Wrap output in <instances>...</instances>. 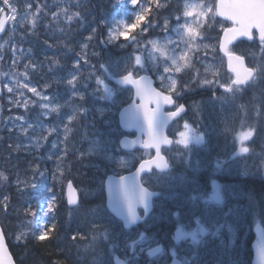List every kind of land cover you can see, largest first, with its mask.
I'll use <instances>...</instances> for the list:
<instances>
[{
	"label": "trees",
	"instance_id": "obj_1",
	"mask_svg": "<svg viewBox=\"0 0 264 264\" xmlns=\"http://www.w3.org/2000/svg\"><path fill=\"white\" fill-rule=\"evenodd\" d=\"M13 2L19 16L15 18L16 33L10 36L6 46L4 66L9 75L20 72L24 78V81L19 83L17 93L28 95L30 93L28 88L32 85L49 93L54 99L51 105L63 103L68 106L72 87L68 81L76 75L77 78H81L90 70V65L97 66L100 70L99 63L103 59L105 49L100 48L101 40H105L108 46L112 47L111 50L117 49L116 40H109L108 30L112 24L103 26L98 23L100 8L105 6L119 16L123 13L126 0H13ZM90 34L99 36L97 37L99 51L95 52L93 44L85 42ZM76 35H84V42L78 52H74ZM60 40H65V51L58 56L55 51L59 48L56 45ZM18 48H22L21 59L14 56V51ZM260 50L262 53L259 54V59L251 58L253 66L258 67V64L264 63V45ZM259 76L264 77V69L259 68ZM262 84L264 85V79L257 85L251 84L245 88L243 98L245 105L255 103L258 93V97L263 95L264 89L260 90L259 87ZM22 105L19 108L16 105L8 107L4 102L7 113L3 114L0 132V173H3L7 180L0 177V221L18 264H73L66 256L67 251L52 247L51 241L58 235L52 239L40 240L38 232L33 228L38 207L48 195L45 190L47 183L53 178L52 173L46 169L45 161L56 148L57 143L53 138L59 136L60 124L56 123L55 116L45 117L39 113L40 103L27 108L23 103ZM21 114L24 115L23 118ZM245 127L251 128L257 138L249 143L254 150V153L250 154L252 168L237 176H230L222 169L210 168L200 170L197 175L201 183H208V179L217 178L228 185L235 184L234 187L226 189V208H230V212L222 221L225 226L231 224L236 227L239 233V252L228 253L229 256L225 260V255L211 254L212 260H206L208 264H219V259L225 264L264 262V247L257 236V226L263 225L264 228V216L261 212V208L264 207V186L261 185L264 184L262 147L264 138L260 139L263 131L256 124L246 121L243 128ZM240 145L239 141V148ZM237 147L238 143L232 150L235 151ZM255 149L258 150V154H263L259 161ZM244 157L245 155H239V158ZM21 163L31 170L29 176L27 170L20 168ZM77 176L84 177L82 173ZM56 177L61 178L57 174ZM65 178L67 180V177ZM72 178L77 181L76 177ZM61 181L65 182L63 178ZM248 181H251V185L247 184ZM208 188L209 186L204 185L203 190L207 191ZM252 212L254 216L251 224L245 230L243 225ZM237 213L241 218L239 227L233 220L237 218ZM160 226L163 237L170 238L174 222L171 223L165 216L158 223L153 235H157ZM62 236L65 239H60ZM60 238L58 242L77 243L79 240L78 237L72 238L70 233H61ZM141 258L144 264L146 255L142 254ZM87 259L88 261L83 260L86 264H107L104 257L97 254L89 255Z\"/></svg>",
	"mask_w": 264,
	"mask_h": 264
},
{
	"label": "rangeland",
	"instance_id": "obj_2",
	"mask_svg": "<svg viewBox=\"0 0 264 264\" xmlns=\"http://www.w3.org/2000/svg\"><path fill=\"white\" fill-rule=\"evenodd\" d=\"M151 0H141V3H139L138 6H134L135 10H133L134 14L136 11L139 10V6L146 7V4L150 2ZM181 5L183 3H189V4H202L204 7L197 9V11H204L206 12V15L201 17H192L191 22L194 20L197 22L194 24V27H198L200 36L202 39H197L194 43L195 46L192 47L191 51L188 52L187 57V66L182 68V71L189 68L191 65H195L199 70H196L195 72H192L195 77L193 82H189L183 79V87L188 89H196L195 95H194V103H191V117L195 118L196 124L193 126H188L187 128L183 127V132H188L190 138L187 145L181 144L180 135L178 136V151L181 154V157L186 160V163L190 165V168H198L199 166H202L201 169H217L222 164L221 159V153L222 151H225L227 147L230 146V144L233 142L235 138V133L237 131V128L234 129L237 126V120L239 117V120L242 119L239 126H242L244 122H246V114L248 111V105H245L243 103L244 98V91L242 89H239L236 91L233 89L231 92H220L216 96H207V98L201 99L200 95L205 92H200L201 88H208V89H215L218 90L220 88V85L222 84V81L225 79V63L224 60H221V57L216 54V44L215 42L211 41L210 48L208 46L207 36H205L204 33V22L209 18V16L213 15V9H212V2L211 0H187V1H181ZM211 3V11H207L208 8H210ZM184 4V5H185ZM184 10V9H183ZM16 13V11H15ZM15 13L11 14L15 16ZM11 17V16H10ZM211 21L213 22L214 19L211 18ZM125 24H130L125 19H118L117 27L120 29H123ZM179 27V26H178ZM118 29V28H117ZM112 34V31L110 32ZM172 39V40H179V36L177 32H174V36L171 35H164L162 37L156 36L153 38V40H159L161 43L165 42V39ZM242 49L247 54H252L253 49H249L248 46H245L244 44L241 45ZM185 48V44L183 42L180 43L179 48L177 49V55L180 54V49ZM145 49L146 53L140 52L136 50L132 55V65L135 63V57L139 55L141 57V65L146 70H151L155 73H157L160 76L165 77L164 80L167 82V86L174 84V89H178L179 82L182 80L183 73L175 72L174 66H171L169 62V66L171 67V71L168 73L163 72V58L159 57L158 54L153 53L151 44L145 45L143 47ZM210 53V56L207 54ZM14 56L18 58H22V48H18L14 51ZM155 57V58H154ZM260 56H257L259 59ZM123 60H120L116 57L112 58L108 62V66L112 67L116 71H120L125 68V64L122 63ZM199 61H202L200 65L203 67V69H200L198 67ZM263 61V60H260ZM264 62V61H263ZM130 63V62H129ZM182 64H184L183 61H181ZM209 65L212 67L209 68ZM224 67V69H223ZM258 68L264 69V63L258 64ZM229 76V75H227ZM170 77V79H169ZM230 80V77H228ZM77 75L73 76L71 80H73L72 89L75 92H82L81 89L85 88V94H88L90 96L95 94V90L91 87H88L85 84V80H82L81 82H77ZM264 77H260L259 80L256 79V81L253 84H258L259 81L263 80ZM258 80V82H257ZM205 81H208L209 83H205ZM98 82V80H97ZM107 87V86H106ZM106 87L104 86L103 92L106 94ZM260 87V90L264 89V85L262 84ZM11 88L12 91H15L17 87H14L12 83H9L7 85V90ZM30 89V87L28 88ZM84 93V92H83ZM259 95V93H258ZM257 95V97H258ZM89 96V97H90ZM125 100V96H123L120 92L114 94L112 97H104L103 100L95 97L92 98L90 101L91 104L99 111H96L95 114L99 118L97 121L99 124L106 126L109 121L105 118L106 115L110 112L112 106L114 104L120 103ZM242 100V101H241ZM103 103H105L103 105ZM32 103L29 100H26L24 103L25 108L30 106ZM74 102L73 100H70V104L68 106H64L66 110L73 109ZM49 107L50 110L48 112L39 111L40 114H42L45 117H51L56 116V111L53 112L52 109L55 108L52 105H44V108ZM77 115V114H76ZM71 121H73L71 119ZM90 124H94L96 121H88ZM95 125V124H94ZM93 126V125H92ZM64 130V126L62 127ZM233 130V131H231ZM89 131V129H87ZM107 130L105 133V136H98L95 134H87L84 136L81 135V139L83 140L84 144V150L83 153L85 155H91L90 161H85L88 163V166L90 167L89 173H92L96 169H99L97 161H99V164L103 166L106 169L111 168L112 166L118 168L117 164L118 162H123L127 165H132L138 158H140V154H134L131 156L120 154L116 148H114L111 145V142L114 140V136L111 134L108 136ZM65 132L66 133H59L58 137L53 138L56 141V147L57 149H62L63 145L65 144L66 140L68 139V135L72 132L68 128V124L65 125ZM251 133V135L241 141L240 134L241 133ZM239 134V141H240V148H238L239 155H245L244 158H234L231 160L233 165H230L227 167V173L237 175L238 173L245 172L246 169L252 168L251 160H250V154L254 153V150L250 147L249 143L254 142L256 138V134H254V131L249 129H244ZM224 134H227L228 136L224 138ZM262 140V139H261ZM73 147V145L71 144ZM264 148V145L262 146ZM242 148H247V152L241 151ZM92 153H94L97 158H94L92 156ZM255 154H258V150L255 149ZM258 156V155H257ZM259 157V156H258ZM239 159V160H238ZM246 159V160H244ZM248 159V160H247ZM52 169V166L50 167ZM264 169V167H263ZM186 174V177H184L182 174L177 173L176 175H166L163 177H154L151 179V181L158 185V187L164 192V196L170 197L172 199H176L177 195L179 194L178 191H181L182 187H191V181L187 180V178L190 177V172L188 170L184 171ZM207 172V171H205ZM88 176H84V180H86ZM82 188L84 189V183L80 179ZM79 183V181H77ZM224 182L220 179H215L211 182V188L208 191H204L199 184H194L192 186V190L190 191V202L195 204L197 213L199 217H194L192 221H189V225L185 226L181 224L182 226V232L184 235V242L180 247H177L176 244H173V249L171 254L174 253H180L183 254L188 261V264H199L198 262V256L195 255L193 252H189V250L193 248H197V245L199 242H202L204 238L209 235L210 233H213L219 229H222V219L219 218L218 215L220 213L228 214L230 212V208L225 207V201L222 199L224 194H227L226 188L227 187H234L226 186V184H223ZM80 185V183H79ZM80 185V186H81ZM179 197V196H178ZM60 203V201H58ZM223 208H225L223 210ZM195 209V208H194ZM206 215V216H204ZM39 225V224H38ZM112 229L117 230L116 225L112 226ZM119 232V231H118ZM227 238L224 241H236L238 239V232L236 227L232 228L229 227L227 229ZM62 233L65 234V231ZM122 233V232H119ZM137 234H131V235H123L122 239L126 243L131 244V242H140V243H147L149 242V239L141 240V236L143 235V232H136ZM218 234H221V231H217ZM257 234L258 237L261 240V243L264 247V234L263 230L257 226ZM61 236V232L59 231V234L57 238H54L53 241H51L52 247H58L62 250H66L68 254H66L68 259L71 260V263L73 264H86L83 262V260L88 261V253L89 251L83 250V246L79 245H73L72 247L67 244L66 241L64 242H58V239ZM60 239H65L64 236H62ZM65 246L64 248H62ZM149 245H146L147 247ZM152 246V245H151ZM85 251V252H84ZM84 254V255H83ZM96 254V253H95ZM224 260L228 258L229 254H224ZM209 260H212V257H208ZM186 262V261H185ZM219 264H225V262L221 263V259H219Z\"/></svg>",
	"mask_w": 264,
	"mask_h": 264
},
{
	"label": "snow or ice",
	"instance_id": "obj_3",
	"mask_svg": "<svg viewBox=\"0 0 264 264\" xmlns=\"http://www.w3.org/2000/svg\"><path fill=\"white\" fill-rule=\"evenodd\" d=\"M129 2L130 5L132 6L139 5V0H129ZM3 3L4 5L11 8L12 13H15L16 9L14 7H11L9 0H3ZM203 7L204 6L202 4L186 3L184 5L183 17L189 18V17L204 16L206 15V12L197 11V9ZM3 11L4 9L0 8V12ZM148 11H150V9L145 8L143 6H139V10L135 12L134 23L125 24L123 29H113L112 34H110L109 36V40H120L121 37H123V39L126 41L129 40L130 32L140 25L141 21L145 19ZM207 11H211V8H208ZM217 14L221 17H224L227 20L232 21L235 25V27L225 30L224 42L221 45V47L228 55L229 67L235 73V79L232 81V85H234L235 90L238 91L242 85L246 84L249 81V79L252 78L256 70L244 67L242 57L233 56L232 53L228 51L227 46L238 36H246L249 39H251L252 30L254 28L259 30L260 41L261 43H264V0H219ZM10 19H15V16L13 15L12 17H10ZM175 20L177 23H179L180 17H176ZM196 23L197 22L195 20L192 23H189L187 22V20H185V22L182 25L177 27L175 31L179 36V40H172L166 38L164 43H161L159 40H153L149 42L151 44L153 53H156L158 54L159 57L163 58V72L168 73L171 71L169 62L171 66H174L175 72H180L182 71L183 67L187 66L188 52L191 51L192 47L195 46L194 42L198 38L202 39V37L200 36V32L198 31V27L193 26ZM167 26H168V22L165 21L164 28L167 29ZM3 27H4V20L0 19V31L3 30ZM144 30H146V28ZM131 42L138 43L137 41L134 40V38H132ZM181 42L185 44V48L180 49V54L177 55V49L179 48ZM0 47H3V45H0ZM233 60H235L237 63L233 64ZM181 61H183L184 64H182ZM135 63L137 65H141L142 62H141V57L139 55L135 57ZM211 67L212 66L209 65V68ZM138 70H144V69L141 68ZM0 75H3V73H0ZM164 79L165 77L161 76V80ZM142 80H144L145 82L142 83ZM122 82L136 85V94L143 100V104H141V107L144 110L145 116L148 119L150 126L155 111H158L161 105L171 104L173 102L172 97L170 95H164L161 92H158L155 89H153L151 87V82L146 81V78H141V80H136L132 78L131 74H129L123 77ZM68 83L73 84V80H69ZM205 83H209V82L205 81ZM220 86L225 87L226 91L229 92L233 91V87L231 86H225V85H220ZM24 87H27V85H24ZM169 87L170 89H174V84L169 85ZM8 91L11 92L12 89L9 88ZM31 91L33 93H36V95L38 96L40 95V93L37 92L35 88H32ZM44 98L47 99V97ZM152 103L155 104V108L149 107V105ZM52 111L55 112L57 111V109L53 108ZM168 115L173 116L176 115V113H169ZM185 127L187 128L188 126L185 125ZM250 135H251L250 132L249 133L242 132L240 134L241 141L247 139ZM180 137H181L180 143L187 145L190 138L188 132H181ZM162 143L170 144L171 141H169L166 137H164L161 131L150 130L148 141L144 143V147L145 148L155 147L157 153L156 160L146 161L145 163H141L140 170L142 171L145 170L146 165H151L153 163H155L157 167L166 166V162L164 164L159 163L161 159L159 156V152ZM241 151L247 152L248 149L242 148ZM0 177H3L4 180H7V177L3 176V173H0ZM47 210L48 211L52 210L51 204L47 205ZM33 215H35V213H33ZM47 236H48V231L45 230L39 236V239L44 240ZM0 245H2V231H0ZM9 264H11L10 261Z\"/></svg>",
	"mask_w": 264,
	"mask_h": 264
},
{
	"label": "water",
	"instance_id": "obj_4",
	"mask_svg": "<svg viewBox=\"0 0 264 264\" xmlns=\"http://www.w3.org/2000/svg\"><path fill=\"white\" fill-rule=\"evenodd\" d=\"M218 5H219V0H218ZM2 20H4V27H3V30L0 31V34H3L6 30V27H7L8 21H7L6 13H5L4 17L2 18ZM253 30H252V33H253ZM257 31L259 33L258 29H257ZM242 38L252 41L253 35H252L251 39H249L246 36H238L231 43H235L239 39H242ZM259 39H260V36H259ZM223 42H224V34H223L221 45L223 44ZM230 44H228V46ZM228 46H227V48H228ZM220 48H221V51L225 53L223 48L222 47H220ZM232 55L242 57L244 67L250 68L247 65L246 58L244 56L234 54V53H232ZM227 59H228V69L230 71H232L231 68L229 67L228 55H227ZM235 63H237V62L235 60H233V64H235ZM253 76H252V78H253ZM132 78L136 79L133 76H132ZM141 78H146V81L151 82V87L153 89H155L156 91L160 92L159 90L156 89V87L154 85L155 81L151 76L143 75L136 80H141ZM252 78L249 79V81H251ZM115 81L118 82L122 86H132L135 90L134 100L130 104L124 106L120 110L119 120H120V125L124 131L135 130L138 133H137V136L134 138L128 137V136L123 137L120 141L121 147L124 149H127V150H134L137 147H139L141 149H148V148L144 147V143H146L148 141V136H149L150 130L161 131L162 135L164 137H166L169 141H171L170 144H163L162 143L160 146L159 156L161 159H160L159 163L164 164L166 162V166L157 167L156 164L153 163L151 165H146L145 170H143V171L140 170V164L145 163L146 161L156 160V155H157L156 154L152 159L142 161L135 170H133L129 173L122 174V175L109 174L107 176V178L105 179V188H106V194H107V207L117 218H119L123 221L124 226L126 228H129L135 224L142 222L145 219V217H147L151 213V211L153 210V200L159 194V192L152 190V189L148 188L147 186H145L142 183V175L145 173L151 172L153 167H155V168L157 167L160 171H163V172L169 171L170 165L168 163V159L165 155H163L161 153V149L164 146H171V144H172V140H170L167 137V127H168V124L173 119H175L176 116H178V114L176 113V115H173V116L167 115L168 120L164 119V122H160V124H156L154 126V129H152L151 126L149 125L148 119L145 116L144 110L141 107V104H143V100L139 96H137V94H136V85L123 83L122 82L123 77L115 78ZM144 82L145 81L142 80V83H144ZM162 94H164V93H162ZM138 100H140V101L138 102ZM153 104L154 103L150 104L149 107H151V105H153ZM160 109H162V107ZM181 111L182 110H180L179 113ZM144 136H145V138H144ZM152 148L155 149V147H152ZM67 197H68V202H69L70 206H74L78 202V193H77V190L74 187L72 181H69L68 186H67ZM140 208H142L144 210V216L143 217L139 213ZM0 231H2V245H0V264H9V261L11 262V264H15L13 257L9 251L8 246H7L6 239H5L1 224H0ZM176 237L178 239L181 237L178 230L176 231ZM160 251H161V247H156V248L150 250L149 254L151 256H154L155 254H157ZM115 262H116V264H125L124 260H122L118 256L116 257ZM171 264H182V261L179 258H173L171 261Z\"/></svg>",
	"mask_w": 264,
	"mask_h": 264
},
{
	"label": "bare ground",
	"instance_id": "obj_5",
	"mask_svg": "<svg viewBox=\"0 0 264 264\" xmlns=\"http://www.w3.org/2000/svg\"><path fill=\"white\" fill-rule=\"evenodd\" d=\"M98 15L100 19L98 23L100 25L113 24L115 23L116 17H117L116 14H114L110 9H108L105 6L100 8ZM97 37L99 36L90 34V37H86L85 39V42H87V44L89 43L93 44L95 52L99 51L98 49H100L98 46ZM64 42L65 40H60L56 45L57 47H59L55 51L58 56L61 55L62 51L63 52L65 51ZM83 42H84V35L75 36L74 52H78L81 50V45ZM200 98L201 99L207 98V94L202 93L200 95ZM247 107L249 109L246 114V121L248 123L256 124L258 127L262 129L263 133L260 139H263L264 138V93L257 102L249 104ZM241 120L242 119L239 120V117H238V120H237L238 124L234 129H236L240 125V123L242 122ZM223 136L224 138H226L228 135L224 134ZM257 155L259 156L258 161L261 160L263 157V154L259 153ZM19 166L20 168L28 171L27 176H29L32 173L30 169L28 170V168L26 167L24 163L19 164ZM66 168L68 169V173L70 176H74L77 179H81L83 181L85 185L84 191H85V201H86V205L83 208H81V211L78 214H72L71 217L69 216L68 218H64V222H63L64 228L78 229V232H83V234L81 235L83 239V243L80 244V243H75L73 241H66V242H68L67 244H69L71 247L73 245H79L80 247L83 246V250L85 251L101 252L104 250L105 244L103 240L99 237V235L101 234V232L104 231V229H106L110 225V223L107 222L108 219H106L101 214L99 206L96 205L98 204L99 197L93 195L96 182L98 181L97 179L98 177L93 172L89 173L90 167L88 166V163H86L81 158L79 151L76 149L72 150V152L70 153V158L68 160V165ZM56 169H57V163H54L52 165L53 178L49 181V183H47V189H45L47 190V194L50 193L52 190L64 185V183L60 179H57L56 173H55ZM79 173H82L84 176L85 175L88 176L86 180L83 179L84 177L78 178L77 175ZM247 184L251 185V181H248ZM261 185L264 186V184H261ZM178 201H179L178 199L174 200L171 198L167 200V203L170 206H174L176 203H178ZM95 211L97 212L98 215H101L100 218L97 219L93 217V215H95L94 213ZM196 212L197 210H194L193 208L188 207L186 210V216L187 217L191 216L192 214ZM261 212L264 216V207L261 208ZM253 216H254V212L250 214L248 221H246V223L243 225L244 226L243 228H245V230L251 224V220ZM218 217L219 218L226 217V214L220 213ZM233 220H234V223L237 224V226L239 227V220H241V218H239V213H237V218ZM240 223H242V221ZM114 231L116 232L117 230L114 229ZM211 251H212V254H219V253L222 254V247L220 245H214Z\"/></svg>",
	"mask_w": 264,
	"mask_h": 264
},
{
	"label": "flooded vegetation",
	"instance_id": "obj_6",
	"mask_svg": "<svg viewBox=\"0 0 264 264\" xmlns=\"http://www.w3.org/2000/svg\"><path fill=\"white\" fill-rule=\"evenodd\" d=\"M176 3V0H173L172 2V6ZM3 5L2 3H0V8H2ZM2 15V14H1ZM1 17V16H0ZM172 23V21H170ZM228 24V22H226ZM164 32L165 33H169L171 32V29L169 27H167V29L164 28ZM2 41V37H0V42ZM1 73V70H0ZM158 86L160 89H162L163 91L170 93L168 90H166L159 82H158ZM116 89V88H115ZM130 91L133 93V91L130 89ZM214 95H216V93H214ZM176 100H177V105L173 106L172 108H167L166 111L170 112V111H175L177 110V107L180 104H187V106L189 105V93H186L181 99L178 98L177 96ZM185 117L186 116H182L179 120H176L175 122H173L170 125L169 128V135L172 137H176V134H178V125H180L183 121H185ZM131 136H134L135 133H130ZM148 154L153 155V151L152 150H148L146 151ZM61 156H63L62 158H60L59 161H56L55 163H57V167L60 166L63 170L66 169L67 165H68V161H67V156L65 153H63ZM51 166V165H50ZM80 194V193H79ZM81 198V202L82 200H84V196L82 199V196L80 195ZM60 203L57 201V207L55 208L54 212L48 211V222L52 224V222H54L55 220H58L59 223H63L64 222V218H68L69 216L71 217L72 214H78L81 211L80 208V202L78 204V206H76L75 208H69L68 204H67V199H65V197H60ZM104 201H105V195H104ZM54 198H53V194H50L48 197V203L51 204V208L53 209L54 207ZM100 203L103 205V194H101V196H99V200H98V204H96L97 206L101 207ZM106 210V207H105ZM95 215H93L94 218H100L101 215H98L97 212H94ZM105 217V216H104ZM106 219H108L107 217H105ZM78 231V229H77ZM83 232H78V235H82Z\"/></svg>",
	"mask_w": 264,
	"mask_h": 264
}]
</instances>
